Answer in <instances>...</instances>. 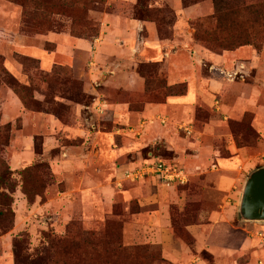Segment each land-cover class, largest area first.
Listing matches in <instances>:
<instances>
[{"label":"rangeland","instance_id":"rangeland-1","mask_svg":"<svg viewBox=\"0 0 264 264\" xmlns=\"http://www.w3.org/2000/svg\"><path fill=\"white\" fill-rule=\"evenodd\" d=\"M188 2L185 7L181 0L185 8L202 10L190 20L162 0H0V194H5L0 197V264H17L16 250L28 264H264V243L258 235L264 234V223H242L239 215L246 179L264 166V0H246L259 5L254 9L258 16L238 13V0L229 1L235 12L231 21L242 18L244 27L260 33L255 45L233 50H213L199 39L195 26L212 16L213 0ZM116 14L154 23L159 38L170 44V58H164L184 63L195 55L194 72L211 80L206 89L212 91L209 102L194 95L185 98L193 109L172 122L169 139L156 135L164 127H154L149 136L122 132L114 149L103 135L96 144L101 159L94 162L103 172L98 180L105 195L98 199L96 194L84 195L88 184L83 183V169L67 176L56 165L62 152L81 147L76 140L60 134V146L49 157L43 155L46 124L41 115L73 125L74 103H92L83 110L86 127L99 125L104 132L114 129L111 115L98 117L105 112L104 101L99 104L96 96L82 93L71 65L57 61L45 70L38 57L39 50L55 52V36L67 33L92 42L85 64L94 67L103 19ZM204 27L202 32L210 26ZM146 37L141 32V39ZM137 71L144 78V91L122 95L131 110L188 93L184 79L169 81L174 69L163 71L160 63L142 60ZM9 95L26 111L4 107ZM152 119L146 122L159 123H150ZM24 134L35 135V160L15 167V144ZM208 146L216 148L211 152L215 159L193 164ZM153 159L186 169L188 185L165 188L155 178L133 182L123 177L126 170ZM212 172L222 174L220 187ZM92 195L95 200L89 202Z\"/></svg>","mask_w":264,"mask_h":264},{"label":"crops","instance_id":"crops-1","mask_svg":"<svg viewBox=\"0 0 264 264\" xmlns=\"http://www.w3.org/2000/svg\"><path fill=\"white\" fill-rule=\"evenodd\" d=\"M162 1L171 4L173 9L182 13L187 20L195 18L202 13V10H199L198 6L183 7L181 0ZM103 22V35L96 41V44L99 41L100 43L97 44L95 58L93 57L94 63L92 64H95L94 67H92L93 65H89V63L88 65L85 64V57H89V53L91 54L92 52V42L74 39L67 33H62L65 37L63 35V37L55 36V42L57 43L55 52L48 54L43 50H39L40 57H38L45 70L52 68L57 61L71 65L76 73V78L82 83V93L96 96L98 99L95 102L99 104L101 100L104 101L102 107L105 112L102 115L98 114V117L105 119L106 116L111 115L114 129L109 132H104L99 125L93 126L92 129L86 127L83 119V110L86 106L82 103H74L76 116L73 125L63 124L53 115H41L42 123L46 124V126L42 125L46 132L43 134V155L49 157L50 152L60 146V140L57 137L60 134L68 139L76 140L81 147H70L67 149L66 154L62 152L56 158V165L61 164L66 169L67 176L76 175L75 172L83 169V183L86 182L88 184V188L83 190L84 195L86 196L88 193L96 194L98 195V199L100 194L105 195V191L98 180L103 174L102 167L100 163L94 165L96 159H101L100 150L96 148L97 141L101 140L103 135H106L115 149L117 146L115 140L118 136H121L122 132L135 136H140L144 133L149 136L152 135L149 133L154 127H164L161 132H156V135L169 139L174 134L172 122L176 123L181 116L180 114L184 111H191L193 109V105L187 103L185 98L194 95L197 98L204 97L209 102L207 97L210 95V88L206 89V87L211 85L210 79L206 77L202 78L194 72L196 70V63L198 62L195 55L189 56L184 63L181 60L164 58V54L170 58V44L159 38L157 27L154 23L128 19L122 14L106 17L103 19ZM141 32L146 33L147 37L141 39ZM173 48H179V46L176 45ZM197 51L201 53L200 49H197ZM79 56L81 57L79 58ZM90 60L92 58L89 59V62ZM142 60L160 63L163 66V71L168 69L170 72V70L174 69L176 72L170 74L169 81H171V84H176L184 79L189 84L187 95L173 97L165 104H142L141 108L131 110L128 99L122 95H127L128 93L140 94L144 91V78L137 71L138 64ZM169 66H172V68ZM84 67H88V71ZM183 70L186 71L185 74H183ZM210 91L212 90L210 89ZM4 107L14 112L26 111L21 101L11 95L6 99ZM158 115L167 117L168 123L166 125L159 123L150 125L145 123L142 126L143 122H146V119L154 118ZM35 118L37 119V115ZM125 126H129V129H125ZM210 129L211 127L207 128L206 131ZM34 136L24 134L17 140L15 145H17L19 150L15 151L12 157L13 166L22 167L35 160ZM148 138L150 140L152 137ZM88 145L91 146L87 147ZM215 150V147L208 146L206 155L204 157L201 155L196 156L192 160V163L195 165L198 163L204 165L210 164V161L215 159L212 157L211 152H215ZM218 170L221 171V169ZM212 173L217 179L218 187H220V183L223 181L221 179L222 174ZM93 176L97 179L93 180ZM154 182L155 184H159L156 180ZM93 200L95 198L92 195L89 197V202H93ZM163 222L164 220H161V223ZM219 251V254L227 255L221 249Z\"/></svg>","mask_w":264,"mask_h":264},{"label":"trees","instance_id":"trees-1","mask_svg":"<svg viewBox=\"0 0 264 264\" xmlns=\"http://www.w3.org/2000/svg\"><path fill=\"white\" fill-rule=\"evenodd\" d=\"M230 0H213L214 3V13L210 18L203 21L202 24H197L195 29L199 32V39L203 42L207 43V45L213 49H222V50H233L243 46H253L255 45V41L257 37L260 35L258 31H254L252 28L248 29L243 26L246 22L244 19L239 18L238 20L231 21V16H235V12L229 8ZM190 2L188 0H183V5L185 7L190 6ZM238 13H253L254 9L259 10L258 4H248L246 0H238ZM236 12V13H237ZM234 13V15H233ZM254 14L256 16L259 15V12L255 11ZM242 17V16H240ZM238 18V17H236ZM258 22L259 20L256 19ZM231 24L236 25V29L230 27ZM205 25H209L210 27H206ZM201 31V33H200ZM198 35V34H197ZM198 38V37H197ZM146 93H148V89L146 87ZM92 105L88 104L86 106L90 107ZM188 185V184H187ZM185 185V186H187ZM184 187V186H180ZM5 195V194H4ZM0 194V197L4 196ZM7 197V196H5ZM15 257L17 264H28L27 260H23V256H21L19 251H15ZM45 260V259H42Z\"/></svg>","mask_w":264,"mask_h":264},{"label":"built area","instance_id":"built-area-1","mask_svg":"<svg viewBox=\"0 0 264 264\" xmlns=\"http://www.w3.org/2000/svg\"><path fill=\"white\" fill-rule=\"evenodd\" d=\"M102 112V110H101ZM168 119L165 116H158L150 120V123L159 122L166 124ZM148 122H143L142 126ZM182 129L188 133H192L191 127L183 124ZM123 177L133 182L144 180L146 178H155L165 188L185 186L189 183L190 175L183 167L168 164L161 159H153L148 163L131 168L124 172ZM264 243L263 232L258 233Z\"/></svg>","mask_w":264,"mask_h":264},{"label":"water","instance_id":"water-1","mask_svg":"<svg viewBox=\"0 0 264 264\" xmlns=\"http://www.w3.org/2000/svg\"><path fill=\"white\" fill-rule=\"evenodd\" d=\"M239 215L242 223H264V166L255 169L246 179Z\"/></svg>","mask_w":264,"mask_h":264}]
</instances>
